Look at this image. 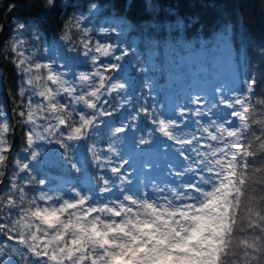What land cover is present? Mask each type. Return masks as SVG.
<instances>
[{"label":"snow or ice","instance_id":"obj_1","mask_svg":"<svg viewBox=\"0 0 264 264\" xmlns=\"http://www.w3.org/2000/svg\"><path fill=\"white\" fill-rule=\"evenodd\" d=\"M19 6L40 10L9 22L0 51L19 75L14 122L0 102V264H264V42L258 57L238 50L227 97L219 85L214 101L192 94L166 110L148 80L139 99L129 94L119 73L135 49L109 38L114 27L66 14L46 46L58 0ZM130 132L136 153L163 138V168L146 157L138 181L117 148ZM53 168L71 178L49 187Z\"/></svg>","mask_w":264,"mask_h":264},{"label":"trees","instance_id":"obj_2","mask_svg":"<svg viewBox=\"0 0 264 264\" xmlns=\"http://www.w3.org/2000/svg\"><path fill=\"white\" fill-rule=\"evenodd\" d=\"M19 3L20 0H0V24L4 25V30L0 31V51L4 42L10 39L9 22L17 16L24 18L40 10L33 8L27 11ZM68 3L74 7H66ZM93 3L97 8L89 12V6ZM13 4L17 7L10 11ZM81 13L87 17L83 22L84 27H114L116 31L109 33V38L115 42V38H120L117 44L135 49L122 62L134 89L143 91L141 84L151 57L156 67L153 69L155 80L171 92L174 101L183 94L181 82L188 85L185 101L190 98L189 85L195 77L209 81L216 74L218 63H214L213 58L220 57L222 61L228 56L223 64H230L235 71L238 50L240 59H243L246 45L250 54L258 57L259 44L264 42V0H58L57 10L48 15L45 45L55 42L53 31L59 35L61 21L66 14ZM220 46H224V49ZM66 55L78 58L74 53ZM253 63L257 64L258 61L253 60ZM137 66L143 67L144 72H137ZM199 70L204 71L206 77L199 76ZM18 78L15 65L0 57V102L7 100L6 113L13 118V122L15 118L10 93L15 91ZM260 98L258 91L254 99ZM12 140L13 158L22 156L18 126ZM51 159L50 156L45 170L52 167ZM89 171L94 174V170ZM51 173L64 175L55 168ZM259 195L261 193L258 192L257 197Z\"/></svg>","mask_w":264,"mask_h":264},{"label":"rangeland","instance_id":"obj_3","mask_svg":"<svg viewBox=\"0 0 264 264\" xmlns=\"http://www.w3.org/2000/svg\"><path fill=\"white\" fill-rule=\"evenodd\" d=\"M115 40H116V42L117 41H119L120 40V38H115ZM115 42V41H114ZM222 49H224V46H220ZM151 60H152V58H150ZM221 59H220V57L219 58H213L212 59V61L214 62V63H218L217 64V68H218V70L216 71V74H218V76L219 75H222V76H224V77H226L227 79H229L230 80V84H229V86L228 87H225L223 84H220V83H216L215 85V87L214 88H216L217 86H219V85H223L224 86V95H225V97H227V95H228V93H229V91L230 90H234L235 89V87L237 86L236 85V81H235V77H234V75H233V72H234V70H233V67H231V65L229 64V65H224L223 63H226V60H228V56H227V58L226 59H222V61H220ZM152 62H153V60H152ZM221 62V63H220ZM123 68H125V66L123 67ZM173 68H176L175 66L173 67ZM216 81L215 82H217V79H215ZM194 90L191 92V95L192 94H201V95H203V96H205L209 101H213V100H211V96H212V91H214V89H207V87H206V84H198L197 82H195L194 83ZM211 92V93H210ZM180 103H184V102H181L180 101ZM224 108H222L221 109V107L216 111V113H215V116H222L223 114H224ZM191 117H189V121H191ZM204 119L205 120H207L208 119V117L207 116H205L204 117ZM189 126H191L190 124H189ZM234 126V125H233ZM117 148L122 152V145H121V143L120 144H118L117 145ZM155 148H156V145H155V141L153 142V143H151V148H150V146L148 145V147H147V149H146V152L142 155L141 153V160H142V162H143V160L146 158V157H150L152 160H154V161H157V157H156V155H154V150H155ZM123 153V152H122ZM171 153L169 154V158L171 159ZM161 167L163 168V163H161ZM129 168H130V166H129ZM153 168H155V167H153ZM130 175H132L131 173H129ZM147 175H149V174H147ZM150 176V175H149ZM162 179V178H161Z\"/></svg>","mask_w":264,"mask_h":264}]
</instances>
